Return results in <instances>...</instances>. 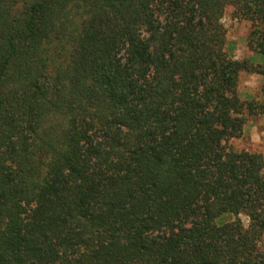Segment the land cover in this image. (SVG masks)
<instances>
[{
  "label": "trees",
  "instance_id": "obj_1",
  "mask_svg": "<svg viewBox=\"0 0 264 264\" xmlns=\"http://www.w3.org/2000/svg\"><path fill=\"white\" fill-rule=\"evenodd\" d=\"M229 7L264 58V0H0V264H264Z\"/></svg>",
  "mask_w": 264,
  "mask_h": 264
},
{
  "label": "rangeland",
  "instance_id": "obj_2",
  "mask_svg": "<svg viewBox=\"0 0 264 264\" xmlns=\"http://www.w3.org/2000/svg\"><path fill=\"white\" fill-rule=\"evenodd\" d=\"M227 29L226 50L238 60L250 59L256 63H264V58L255 53L249 46V35L252 23L234 17V8L229 7L222 20ZM264 79L261 75L242 73L240 76L239 94L243 99L256 100L264 103L262 92ZM229 145L237 151H249L261 153L264 157V114L251 117L246 133L239 139H233ZM241 219L248 227L249 220L245 215ZM264 247V236L262 239Z\"/></svg>",
  "mask_w": 264,
  "mask_h": 264
}]
</instances>
